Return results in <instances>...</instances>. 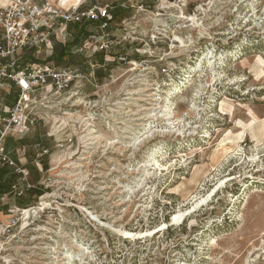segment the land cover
Instances as JSON below:
<instances>
[{
	"label": "rangeland",
	"instance_id": "1",
	"mask_svg": "<svg viewBox=\"0 0 264 264\" xmlns=\"http://www.w3.org/2000/svg\"><path fill=\"white\" fill-rule=\"evenodd\" d=\"M103 5L110 47L67 49L66 66H103L96 84L36 98L24 137L45 193L28 217L0 197V264H264V0L78 6Z\"/></svg>",
	"mask_w": 264,
	"mask_h": 264
},
{
	"label": "built area",
	"instance_id": "2",
	"mask_svg": "<svg viewBox=\"0 0 264 264\" xmlns=\"http://www.w3.org/2000/svg\"><path fill=\"white\" fill-rule=\"evenodd\" d=\"M59 3V6H53L46 0H0V169H12L23 184L11 187L13 197H22L34 185L29 183L28 172L20 162L25 159L26 146L16 145L14 157L12 150L7 149V141H20L35 125L37 115L33 114V109L36 98L45 99L47 94L59 96L73 89L77 93L86 83L95 85V73L103 67L89 61L88 72L83 73L72 67L59 69L39 63H25L17 68L16 62L24 53L31 52L34 57L40 54L42 48L51 45V40L62 35L69 25L83 21L96 23L102 35L98 40L84 41L79 51L105 53L112 43L105 33L112 7L92 6L82 10L77 5L66 9L62 1ZM38 146L37 143L32 148L37 150ZM47 153L48 150L43 149L36 157Z\"/></svg>",
	"mask_w": 264,
	"mask_h": 264
},
{
	"label": "trees",
	"instance_id": "3",
	"mask_svg": "<svg viewBox=\"0 0 264 264\" xmlns=\"http://www.w3.org/2000/svg\"><path fill=\"white\" fill-rule=\"evenodd\" d=\"M96 25L94 22H87L83 21L80 24H72L69 25L70 27L73 26L72 28L76 30V33L73 34V39L64 45L61 44H54V49L53 53L47 58L45 62H39L38 60H35L34 54L29 52V53H24L21 56V62H16V67L20 68L22 67L25 63H46L50 66H54V68H64V67H69L66 65H70L69 61V56L67 54V49L70 47H79L81 44L89 40L91 35L89 33L88 27ZM68 26V27H69ZM101 58V57H100ZM73 68V67H72ZM11 104L10 102H8ZM21 139L20 141H15L13 139H8L7 141V149L14 151V148L16 145H24L28 149L31 144H28L26 142L27 139ZM35 142V143H34ZM34 144H39V148L36 150L38 153L41 152V150L44 149L45 145H43L41 142L35 139L33 140ZM33 144V145H34ZM32 145V146H33ZM26 163L25 165L22 166L23 169L27 170L28 175L30 180L28 179L30 184L34 185V188L26 190L25 194L22 197H14L15 198V207L19 209H27L29 207H32V201L31 198L36 196L40 197L45 193V190L40 187V186H35L34 183H37L39 179V173L37 172V169L34 166V157L31 156V153L27 150L26 151ZM39 164L42 167L43 170H47V158H40ZM19 176L15 175L10 168H1L0 169V197L4 194H11L10 190L11 187L15 184H17ZM33 181V182H31ZM28 197V199H24V197Z\"/></svg>",
	"mask_w": 264,
	"mask_h": 264
},
{
	"label": "bare ground",
	"instance_id": "4",
	"mask_svg": "<svg viewBox=\"0 0 264 264\" xmlns=\"http://www.w3.org/2000/svg\"><path fill=\"white\" fill-rule=\"evenodd\" d=\"M80 1L81 0H66L65 2H67L68 4H70V5H72V6H77V5H79V3H80ZM53 2V1H52ZM64 4V3H63ZM64 8H65V6L64 5H62ZM210 62H211V60H210ZM209 63V62H208ZM213 63V62H212ZM210 65H211V63H210ZM166 107V106H165ZM170 112H172V111H170ZM164 114H163V116H164V118L165 119H167V120H169L170 119V116H169V113L167 112V111H164L163 112ZM163 119V118H162ZM167 122V121H166ZM168 124V123H167ZM169 126V125H168ZM180 156V155H179ZM146 166H148V165H146ZM31 210V209H30ZM35 210H37V209H35ZM34 211V210H33ZM32 211V212H33ZM30 211H27V210H25V211H23V213H24V215L26 216V217H28L29 216V213ZM39 212H40V210H39ZM36 214V213H35ZM34 214V215H35ZM28 219V218H27ZM30 219V218H29ZM25 221V220H24ZM28 221V220H27ZM213 241H212V244H211V247L212 246H215L216 245V242H217V240H215V239H212ZM79 248V250H77L78 251V258H83L85 255V253L84 252H86L87 250H85V251H83L84 249L80 246V247H78ZM88 252V251H87ZM86 252V253H87ZM88 255V254H87ZM86 255V256H87ZM90 255V254H89ZM64 258H67V260H68V262H66L67 264H71L72 262H73V255H71V254H69L68 252L67 253H65L64 254ZM89 258V257H88ZM79 261H81V259H79ZM83 261V260H82Z\"/></svg>",
	"mask_w": 264,
	"mask_h": 264
},
{
	"label": "crops",
	"instance_id": "5",
	"mask_svg": "<svg viewBox=\"0 0 264 264\" xmlns=\"http://www.w3.org/2000/svg\"><path fill=\"white\" fill-rule=\"evenodd\" d=\"M9 102V101H8ZM21 165L23 166V165H25V163H26V158L25 159H21ZM18 180H19V178H18ZM23 185V184H22Z\"/></svg>",
	"mask_w": 264,
	"mask_h": 264
}]
</instances>
